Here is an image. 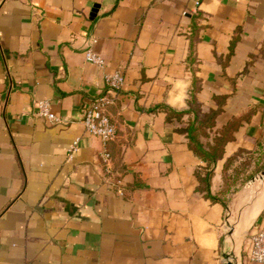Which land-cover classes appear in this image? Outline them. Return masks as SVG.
<instances>
[{"label":"crops","instance_id":"crops-1","mask_svg":"<svg viewBox=\"0 0 264 264\" xmlns=\"http://www.w3.org/2000/svg\"><path fill=\"white\" fill-rule=\"evenodd\" d=\"M115 72L125 85L109 150L124 196L82 122ZM44 100L61 124L38 115ZM166 108L192 112L169 121ZM251 109L210 168L213 194L228 159L263 135L264 0H0V264H258L249 238L264 229V188L233 199L230 237L228 208L197 191L208 161L177 132L219 111L206 145Z\"/></svg>","mask_w":264,"mask_h":264},{"label":"built area","instance_id":"built-area-1","mask_svg":"<svg viewBox=\"0 0 264 264\" xmlns=\"http://www.w3.org/2000/svg\"><path fill=\"white\" fill-rule=\"evenodd\" d=\"M199 7L200 3L196 2ZM86 60L96 65L101 70L106 69V61L103 57L95 54L92 48L86 51ZM104 82L108 92L95 98L86 108L83 116V125L85 132L90 136L98 137L102 143V149L99 158L107 174L106 181L115 188L117 195L124 196L125 189L122 179L114 177L112 167V155L109 150V144L117 135V129L112 122L108 110L115 103L119 93L125 85L124 76L119 73H105ZM51 103L47 100L36 103L38 115L47 119L51 124H61L62 119L51 112ZM81 139H76L68 148V159L71 161L79 150ZM249 256L254 263L264 264V229L257 228L249 238Z\"/></svg>","mask_w":264,"mask_h":264},{"label":"trees","instance_id":"trees-1","mask_svg":"<svg viewBox=\"0 0 264 264\" xmlns=\"http://www.w3.org/2000/svg\"><path fill=\"white\" fill-rule=\"evenodd\" d=\"M190 104L196 105L194 110L192 111L197 113V101L194 97H192V99L190 100ZM166 111L169 121L181 120V118H183L185 115L192 112L190 110L176 111L171 108H166ZM255 112V109H251L249 112L242 116L232 118L221 130L216 132L215 136L213 137L212 143H207L206 145L202 140L205 138H210L208 130L213 129L216 126V120L218 115L220 114L219 111H212L202 120L196 118L194 121L188 123L187 126L177 129V132L185 136L188 140L189 148L198 157L205 158L209 163L206 170L197 173V178L199 181L197 191L206 194L207 198L211 199L213 202L222 204L225 208H227V205L229 203V200H227L226 196H228L229 189L231 188L228 184V174L230 168L235 162L236 158H238L241 153H244L245 150L239 151L236 155L229 158L226 162L223 172L224 186L222 190L217 194H213L211 191L213 172L210 171V168L212 165L216 164L219 160H222L224 158L225 148L227 144L235 140V134L245 123L250 121ZM263 138L264 129L262 138L257 144V148H260L262 147V145H264L262 143Z\"/></svg>","mask_w":264,"mask_h":264},{"label":"rangeland","instance_id":"rangeland-1","mask_svg":"<svg viewBox=\"0 0 264 264\" xmlns=\"http://www.w3.org/2000/svg\"><path fill=\"white\" fill-rule=\"evenodd\" d=\"M262 143L264 144V138L262 139ZM262 170H264V145L260 148L256 147V149L254 148L253 150H245L244 153H241L240 156L236 158L230 168L228 184L231 188L229 189L228 196H226L229 203L227 205L228 212L224 220V229L226 233H230V237L235 233L242 216L241 212L234 213L231 207L232 201L241 190L247 187L250 179L259 174ZM230 260L233 261L234 259L231 258Z\"/></svg>","mask_w":264,"mask_h":264},{"label":"water","instance_id":"water-1","mask_svg":"<svg viewBox=\"0 0 264 264\" xmlns=\"http://www.w3.org/2000/svg\"><path fill=\"white\" fill-rule=\"evenodd\" d=\"M96 10L94 9V12ZM264 185V170H262L259 174L255 175L247 184V187L244 188L245 190H253L257 189L258 187H261ZM228 256H225L226 262L225 264H237L235 259L233 261L227 260Z\"/></svg>","mask_w":264,"mask_h":264},{"label":"bare ground","instance_id":"bare-ground-1","mask_svg":"<svg viewBox=\"0 0 264 264\" xmlns=\"http://www.w3.org/2000/svg\"><path fill=\"white\" fill-rule=\"evenodd\" d=\"M263 188H264V186H262V187H261V188L255 193L254 198H257V197L261 194ZM228 242H229V241H228ZM229 243H230V242H229ZM231 243H232V242H231ZM233 243H234V242H233ZM231 258H232V257L229 256V258L227 257V260L231 261V260H230Z\"/></svg>","mask_w":264,"mask_h":264}]
</instances>
